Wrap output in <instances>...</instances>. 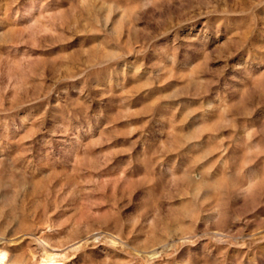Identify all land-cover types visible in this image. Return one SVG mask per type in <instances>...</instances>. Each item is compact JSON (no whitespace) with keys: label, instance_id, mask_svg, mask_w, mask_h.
<instances>
[{"label":"rangeland","instance_id":"374dc122","mask_svg":"<svg viewBox=\"0 0 264 264\" xmlns=\"http://www.w3.org/2000/svg\"><path fill=\"white\" fill-rule=\"evenodd\" d=\"M2 233L14 264H264V0H0Z\"/></svg>","mask_w":264,"mask_h":264},{"label":"bare ground","instance_id":"6f19581e","mask_svg":"<svg viewBox=\"0 0 264 264\" xmlns=\"http://www.w3.org/2000/svg\"><path fill=\"white\" fill-rule=\"evenodd\" d=\"M8 236L9 235L6 233H2L0 235V264H14V263L18 262V261L13 260V258L10 255L9 249L6 247V245L9 242H11V240ZM48 237H49L48 235H44L43 237H38V240L39 241L45 240ZM45 250H47V249L45 248ZM47 253H48V255L43 257L42 260H40V261L37 260V263H40V264H59L61 262V260L58 258L59 254L57 252H54L53 250H51V251L47 250ZM34 263L32 262V264H34Z\"/></svg>","mask_w":264,"mask_h":264}]
</instances>
